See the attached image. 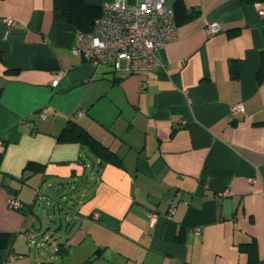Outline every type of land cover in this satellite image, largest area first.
Masks as SVG:
<instances>
[{"label": "crops", "instance_id": "1", "mask_svg": "<svg viewBox=\"0 0 264 264\" xmlns=\"http://www.w3.org/2000/svg\"><path fill=\"white\" fill-rule=\"evenodd\" d=\"M165 1L177 39L154 69L128 73L74 54L80 31L53 0H0L2 264H249L251 244L264 264V2ZM208 22L221 31L207 37ZM72 122L116 159L62 142ZM31 162L42 171L25 172ZM69 184L75 209L56 215L47 199L40 216L43 187Z\"/></svg>", "mask_w": 264, "mask_h": 264}, {"label": "built area", "instance_id": "2", "mask_svg": "<svg viewBox=\"0 0 264 264\" xmlns=\"http://www.w3.org/2000/svg\"><path fill=\"white\" fill-rule=\"evenodd\" d=\"M264 18V10L258 12ZM10 19H7L9 22ZM221 31L217 22H208L204 33L210 37ZM178 37L174 9L165 0H135L127 3L125 0L105 2L101 6V14L95 20L90 33H78L72 51L82 55L94 66L102 64L116 69L125 65L128 73H141L154 69L158 65V53L166 44ZM58 81L52 84L56 86ZM243 104L236 103L230 107V114H243ZM85 114L84 109L76 111V116ZM47 111L43 109L41 116ZM224 191L221 196H228ZM11 210H21L25 207L16 197L7 200ZM176 204L171 202L168 214L171 216ZM199 233V229L193 231ZM30 243L35 242L36 233L27 232ZM48 239L41 245H45Z\"/></svg>", "mask_w": 264, "mask_h": 264}, {"label": "trees", "instance_id": "3", "mask_svg": "<svg viewBox=\"0 0 264 264\" xmlns=\"http://www.w3.org/2000/svg\"><path fill=\"white\" fill-rule=\"evenodd\" d=\"M242 4H256L262 3L264 0H239ZM54 10L57 11L61 17L69 24L74 26L82 33H90L94 27L95 20L101 14V8L93 7L84 0H53ZM175 15V6H173ZM238 31H232L230 36L236 35ZM264 80V64L261 65L257 72V81L261 83ZM1 91V90H0ZM62 142H76L87 147L93 154L98 156L101 161L111 162L116 159L114 154L110 152L101 143L96 141L86 130L81 128L78 124L72 122L69 127H66L60 137ZM42 171V165L31 162L26 168L25 172L35 174ZM11 234L0 232V264L5 260V255L10 248ZM249 255V264L256 263V251L253 244ZM43 264H57L47 262Z\"/></svg>", "mask_w": 264, "mask_h": 264}, {"label": "rangeland", "instance_id": "4", "mask_svg": "<svg viewBox=\"0 0 264 264\" xmlns=\"http://www.w3.org/2000/svg\"><path fill=\"white\" fill-rule=\"evenodd\" d=\"M79 183H77L78 185ZM77 185H64V186H58L53 189L52 191H49L48 187L44 186L42 189V196H44L45 198L37 205V213L40 216H44V210L43 208L46 207V203H47V199H49L50 202H48L50 204V207L47 206V208H51V210H53V208L56 210V213L54 212V214H59L61 213L62 216H66V214H68V212L71 210L75 209V201L78 200L79 198V190H77L76 186ZM41 196V198H42ZM60 207V211L57 210V207ZM50 235L52 234L49 233Z\"/></svg>", "mask_w": 264, "mask_h": 264}]
</instances>
